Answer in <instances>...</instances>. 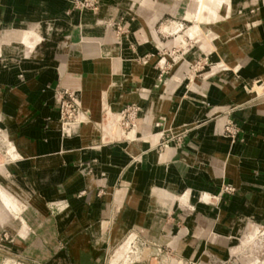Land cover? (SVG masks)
<instances>
[{
    "label": "crops",
    "instance_id": "0c3cea01",
    "mask_svg": "<svg viewBox=\"0 0 264 264\" xmlns=\"http://www.w3.org/2000/svg\"><path fill=\"white\" fill-rule=\"evenodd\" d=\"M125 1L100 0L101 10L94 15L71 9L68 0H0V31L37 24L43 34L42 50L0 54V127L8 131L20 153L9 164L10 177L19 179L22 199L31 204L23 218L34 231L32 239L17 244L13 231L0 227L1 246L3 231L14 237L12 244L7 242V251L0 249V264H111L106 260L111 248L131 232L135 240L142 237L154 246L166 245L201 264L204 247L225 258L232 254L233 246L228 245L245 219L250 226L264 222V0L247 5L238 26L243 29L235 33L230 29L231 35L219 49L221 55L210 50V61L222 57L229 69L204 73L188 100L174 94L160 97L156 90L174 86L170 82L159 89L146 85L157 74L153 61L138 72L140 67L128 66L122 59V42L112 43L97 28L101 13L112 6L116 9L111 12L125 11ZM148 8L156 12L155 20L164 12L178 15L174 8L163 12L159 6ZM190 13L185 10L182 16ZM151 29H155L150 27L152 35ZM204 44L207 41L202 39L198 45ZM127 70L135 79L127 77ZM115 82H119L118 91L111 103L122 102L123 107L132 100L129 83L141 82L144 87L139 106L149 134L136 139L123 136L134 144L111 146L112 139L121 138L120 131L112 129V124L100 125L101 101L109 100L107 94ZM64 90L78 93L83 118L67 136L59 119ZM231 108L238 109L235 121L244 131L239 135L244 143L221 134ZM162 114L165 130L177 132L188 126L182 147L168 142L158 152L157 141L149 146L148 137L163 129L157 125ZM142 121L138 129L143 128ZM223 184L237 189L231 201L219 203L230 214L221 212L213 220L202 217L210 208L200 202L198 193L209 192L214 199L207 204H213ZM160 188L176 193L193 188L194 213L183 219V227L168 226L169 217L152 216L169 213L176 206L161 204ZM157 203L165 209L148 208ZM184 228L187 232L179 247L173 242L174 233Z\"/></svg>",
    "mask_w": 264,
    "mask_h": 264
},
{
    "label": "rangeland",
    "instance_id": "374dc122",
    "mask_svg": "<svg viewBox=\"0 0 264 264\" xmlns=\"http://www.w3.org/2000/svg\"><path fill=\"white\" fill-rule=\"evenodd\" d=\"M185 0H127L125 2H122L123 5H125L126 10H118L116 13L111 12V10L116 9L114 6H112L111 10H108L104 13H101V18L97 19L95 23L97 24V28H102L104 35L110 38V41L112 43H117L121 45V57L124 59V61L128 62L126 63L128 66L132 64H136V66L140 67V71H145L146 65L152 62V66L156 69L157 74L154 78L150 79L148 78L146 81V85L150 86L151 83L153 86H157L158 89L169 84L173 85L174 88L171 90L170 88H165L163 90H156L158 91L160 97L167 98V96L175 95L176 97H182L183 99L188 100L187 96H193L194 93L190 92L191 88L193 87L198 81L199 78L203 79L205 78V75L207 74H215L220 72V70H216L213 72L208 73V70H212L213 68L218 66L219 62L222 61V57H214L213 61H210V50L213 51L215 55V51L220 54V47L225 42V38H227L230 34V29L234 30V33L239 30L243 29L241 27H238L241 20L242 12L244 9H246L247 5L245 0H237L238 5L240 4L239 10L236 12H231L230 15L227 17H224L223 19L215 22H208V23H201L204 26L208 28L203 29L200 33H196L194 36H189L185 32L188 28L192 27L194 24V21L192 19V10L194 9L191 6H184L183 2ZM70 3V7L73 10H77L79 12L88 11L89 13H92L94 15H97L98 12L101 10V3L100 0H68ZM158 2L161 4H164L159 6ZM169 2V8L165 9L166 4ZM242 3V4H241ZM150 6H159L161 8V11H165L168 9L174 8V11L178 14H173L172 12H164L159 19L155 20L156 12L151 11L148 7ZM83 7L88 8L89 10H82ZM185 10H189L191 13L188 16H182L183 12ZM182 12V13H181ZM153 26L155 29L159 40L164 43L163 45L157 44L154 41L153 37L151 36L150 27ZM163 26H169L171 27L170 30H162ZM177 26V29L172 31V27ZM211 27V29L209 28ZM79 36L83 37L84 32L81 27H78ZM216 33V35L212 38H207L208 32ZM232 33V34H234ZM176 39V40H174ZM206 40L207 45L199 46L198 44L201 42V40ZM173 40L169 46L165 45L167 41ZM220 40V41H219ZM139 46L141 47V52L139 51ZM198 46L203 49L201 52L198 49ZM209 50V51H207ZM221 55V54H220ZM155 58H158L154 60ZM120 61V58H116ZM137 61V62H136ZM127 77L131 79H135L132 75L133 73H130L129 70H127ZM131 75V77H130ZM121 84L125 85V81L121 80ZM191 87V88H190ZM143 84L141 82H131L128 85V90L131 92L132 100L126 104L122 109L121 119L119 122V126L117 124L114 125V121L111 118V115H108V113L102 110L103 104L105 105L108 101L111 103L112 99H102L101 101V111H100V117H101V126L107 127V125L112 124L111 127L117 128V131L119 130L120 134L122 135L120 139H112L111 146L116 144H123L124 146L126 143H132L130 139L125 138L123 136L127 137H134L135 131H131L134 128V119H137V117L142 118L143 122V128L141 131H149V127L145 122V113L143 109L139 106L140 96L143 89ZM190 88V89H189ZM157 89V88H156ZM73 91V88L72 90ZM63 92V91H62ZM136 93V94H135ZM71 95L76 100L78 98V94H72L69 91L63 92V97L60 101V105L62 103H65V100H68ZM115 98H113L114 100ZM117 100V99H116ZM163 102L165 100L161 99ZM63 101V102H62ZM72 102V101H71ZM73 103V102H72ZM124 104V103H120ZM59 105V108H60ZM111 105H119V104H112ZM66 107V105H65ZM115 108V107H114ZM82 112L80 107L76 105L75 103L72 104L70 107V111H66V109H63L64 117L67 120L69 117V121L73 122L72 128H71V134L75 132V129L77 128L78 123V115ZM238 112V109L231 108L228 110V119L223 125V128L221 130V134L225 137L232 140V142L235 143H244V139L242 138L241 132L244 133V131H241V128L239 125H237V122L235 119L237 118V115H235ZM59 110V116L60 114ZM110 118V119H109ZM75 121V122H74ZM77 121V123H76ZM157 125L159 128H163L162 131H154L157 138L156 140H152L154 142H149L150 137H155L153 135H150L148 138L149 146H153L155 142L157 141L159 135L161 136V140L159 143H157L154 148L158 150V152H162L165 149V145L168 144V142H171L175 147H182L183 144V134L188 133V126H184L180 129V131H172V130H165V117L162 115L158 116ZM99 125H96V127L99 129V131L103 132L102 127ZM0 129H3L0 127ZM124 132V134L122 133ZM131 131V132H130ZM130 132V134H127ZM241 133V134H240ZM142 136H140L141 138ZM4 157V158H3ZM5 151L0 149V164H2L5 159ZM135 157H132L133 160H135ZM159 159H161V155H159ZM167 164L163 167L165 172L167 171L166 167ZM10 177V175H9ZM3 181H1V184L4 185L6 181L3 177ZM9 180H14L17 183L19 180L17 178L10 177ZM0 184V185H1ZM19 186V183H18ZM174 186V185H172ZM20 188V186H19ZM163 190V191H160ZM157 191V198L161 202L162 205H166L169 208L172 206H175V208L170 211L169 213H165L163 215L156 216L152 214L153 217H169L168 226L171 227V225H177V227L181 228L184 226V218L188 217L190 214L194 213L193 206V188H184L183 190L180 189L179 193H176V191L170 190V189H164L160 188ZM21 190V188H20ZM176 190V189H175ZM187 190V191H186ZM170 191V192H169ZM172 191V192H171ZM237 189L230 185V184H223L220 188L217 189L216 197L217 201H213V204H207V201L203 199L202 195L205 193L210 194L207 191L198 193L197 197L200 199V202L203 203V205H206L210 210H208V213L203 214L202 217L204 218H210L214 219L219 213L223 212L226 214H230L229 208H224L220 206V201H231V197L236 193ZM175 192V193H174ZM184 192V193H182ZM21 196L18 197L19 200H21L24 204H27L24 209L19 213V216H25L26 211L31 206V204L24 201L23 194L24 192H20ZM182 193V195H181ZM161 194V195H160ZM172 194V195H171ZM184 194V195H183ZM202 194V195H201ZM211 195V194H210ZM171 196V197H170ZM179 196V197H178ZM212 196V195H211ZM196 197V198H197ZM195 198V197H194ZM132 200V199H131ZM186 201V203H185ZM34 202L39 204V199H34ZM184 202V203H183ZM211 202V201H208ZM34 203L35 205H37ZM177 203V204H176ZM216 203V204H215ZM218 204V205H217ZM40 205V204H39ZM159 203L155 205H148V208H151L153 210H161L165 209ZM191 206V207H190ZM37 208H41L38 205ZM225 214V215H226ZM177 217H182L178 219ZM247 218V217H246ZM16 220L19 222L20 217H16ZM29 225V223L27 222ZM243 227L240 231V233L234 238L232 243H229V247L233 246V248L230 249V252L232 253L227 258H225L221 253H215L208 247H204L203 251H201V255L205 257L203 258V261L201 264H264V222L258 223L257 225L254 224L252 226L249 225L248 220L243 221ZM0 227L7 228V226H4L0 221ZM30 228V225H29ZM186 230V228H184ZM10 231V230H9ZM6 232V231H3ZM181 232V230H179ZM178 232V233H179ZM183 232V231H182ZM181 234H175L174 233V239L173 242L180 247L179 241L183 237V235L186 234L187 230ZM16 235L18 239L17 232H12ZM30 237L21 238L19 241L16 239V243L19 244L23 239H32V235L34 231L30 228ZM130 238L125 241L121 242L119 245H116L115 247L111 248L110 252L108 253L106 260L110 261L111 264H198V261L191 260L190 258L186 257L185 255L177 254L176 251L172 248H169L166 245L163 246H154L150 242H146V240L142 237H138L135 242L131 244V250H128V242L129 240L135 235V232H131ZM11 240V241H10ZM14 237L8 235V240L6 242L13 243ZM2 245H0V249L7 251L6 244L3 240ZM38 239L35 242V246H38ZM228 247V248H229ZM136 248V249H135ZM178 249L177 247H175ZM179 250V249H178ZM181 250V249H180ZM186 250V249H184ZM3 251H0V253ZM6 256V255H4Z\"/></svg>",
    "mask_w": 264,
    "mask_h": 264
},
{
    "label": "bare ground",
    "instance_id": "6f19581e",
    "mask_svg": "<svg viewBox=\"0 0 264 264\" xmlns=\"http://www.w3.org/2000/svg\"><path fill=\"white\" fill-rule=\"evenodd\" d=\"M80 1H83V0H80ZM169 1H174V0H169ZM182 2H183L184 6H191L194 8L192 10V13H193L192 19L194 21V24L192 27L188 28L185 32L189 36H194L196 33H200L204 28H208V25L206 27L201 23L219 21V20L223 19L224 17H227L228 15H230L231 12L233 13V12L238 11L239 10L238 8L240 7V4L238 5L237 0H185ZM245 3L246 4H257V3H259V0H245ZM158 4H159V6L160 5H162V7L164 6V4H161L160 2H158ZM166 8H169V2L165 6V9ZM82 10H89V9L86 7H83ZM12 26H15V25H12ZM23 27H25V26H23ZM209 28L211 29V27H209ZM164 29L167 30L168 27H164ZM176 29H177V26L172 27V31H174ZM151 30H152L151 36H153L155 42H157L160 45H163L164 43H162L159 40L155 31L153 29H151ZM215 35H216V33H213L210 31L207 33V38L213 39V37ZM174 40H176V39H174ZM172 42H174V41L169 40L167 43H165V45L169 46ZM157 43H156V46H157ZM42 48H43V34L40 32V28L37 26V24L35 26H32V27L30 26L29 28H26V29H24V28H21V29L12 28L9 30H1L0 31V54L1 53H9V52L11 54H23V55L24 54H32V53H34V51L42 50ZM226 62L223 60L220 61L218 66L215 67V69L213 68L212 70H208V73L216 71L218 69H229V66ZM118 83L119 82H115L111 85L109 93L107 94L109 99L113 100V98H116L115 96H116V93L118 91V86H117ZM246 88H247V86H246ZM75 94H78V93L75 92ZM72 100L77 104V102L73 96H72ZM122 109H123V104H119V105L114 106V105H111V103L109 101L105 105L103 104V106H102V110L104 112L106 111L108 113V115H111V118L114 121L113 122L114 125L117 124L118 126H119V122L121 119ZM80 114H81V112L78 115V122L79 123L83 120V118L80 116ZM133 119H134V128L131 131H135V134H134V137H132L130 139H136V138H139L140 136L148 135L149 132H146L145 130L141 131V129H138V125H139L140 121L142 120V118L137 117V119H135V118H133ZM130 132H128L127 134H130ZM122 133L124 134L123 131H122ZM153 136H155V137H150L149 142L150 141L154 142L156 140V138H157L156 134H153ZM160 137L161 136L158 137L157 143H158ZM152 140H154V141H152ZM2 148L5 151V156H6L5 159L6 160L2 164H0V177H3L6 181H10V182L9 183L6 182L5 183L6 186H4L3 184L0 185V221L4 226H7V228H9L14 233H15V231L17 232V235H18L17 241H19L21 238L30 237L31 233L28 230V225L26 224V222L23 218L24 216H19V213L24 209L23 207H25L27 205L18 199V197L21 196L20 192H22L18 186L19 182L17 183L14 180H12V181L9 180V178H10L9 177V175H10L9 164H12L14 162L13 159H16L17 157H19L20 153L18 151H16V146L9 139V134H8V131L6 129H0V149H2ZM166 167L168 168L169 166L167 165ZM160 191H163V190L160 189ZM158 192H159V190H158ZM182 193H184V192H182ZM182 193H181V195H182ZM202 197L207 202L212 201L214 199L213 196H211L207 193L202 195ZM185 203H186V201H185ZM27 207H28V205H27ZM16 217H20L21 221L18 222L16 220ZM182 231L185 232L186 230L182 229L181 232ZM181 232H179L178 234H181ZM131 234L132 233L128 234L125 237V240L123 242L127 241L130 238ZM135 235L128 242V250L127 251H129V252L132 251L131 250V244L134 243Z\"/></svg>",
    "mask_w": 264,
    "mask_h": 264
},
{
    "label": "built area",
    "instance_id": "2783aa9c",
    "mask_svg": "<svg viewBox=\"0 0 264 264\" xmlns=\"http://www.w3.org/2000/svg\"><path fill=\"white\" fill-rule=\"evenodd\" d=\"M75 103L73 100H72V97H69L68 100H65V103L63 102L62 105H60V116H59V119H60V128H61V131L63 132L64 135H70L71 134V128H72V125H73V122H70L68 119L66 120L65 117H64V113H63V109L65 108L66 111H70V107L72 106V102ZM76 104V103H75ZM66 105V107H65ZM77 105V104H76ZM123 112V111H122ZM121 112V114H122ZM75 122V121H74ZM77 123V121H76ZM79 123V122H78ZM77 123V124H78ZM1 239L6 242L8 240V234L6 232H2L1 234ZM7 243V242H6Z\"/></svg>",
    "mask_w": 264,
    "mask_h": 264
}]
</instances>
